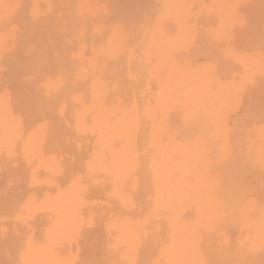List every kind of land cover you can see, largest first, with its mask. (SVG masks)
<instances>
[{"label":"bare ground","instance_id":"obj_1","mask_svg":"<svg viewBox=\"0 0 264 264\" xmlns=\"http://www.w3.org/2000/svg\"><path fill=\"white\" fill-rule=\"evenodd\" d=\"M0 264H264V0H0Z\"/></svg>","mask_w":264,"mask_h":264}]
</instances>
